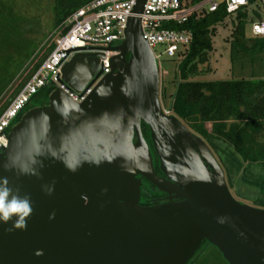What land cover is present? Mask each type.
I'll return each mask as SVG.
<instances>
[{
    "label": "water",
    "instance_id": "1",
    "mask_svg": "<svg viewBox=\"0 0 264 264\" xmlns=\"http://www.w3.org/2000/svg\"><path fill=\"white\" fill-rule=\"evenodd\" d=\"M136 0L124 38L76 52L45 104L24 111L0 151V191L31 212L0 219V264H186L203 240L229 264H264V208L235 199L205 141L159 99V66ZM148 127L149 140L141 125ZM157 157V159H156ZM156 162L162 175L155 168ZM167 200L151 203L150 186Z\"/></svg>",
    "mask_w": 264,
    "mask_h": 264
},
{
    "label": "trees",
    "instance_id": "2",
    "mask_svg": "<svg viewBox=\"0 0 264 264\" xmlns=\"http://www.w3.org/2000/svg\"><path fill=\"white\" fill-rule=\"evenodd\" d=\"M88 1L90 0H53V26L58 27V33L66 30L67 26H64L66 19ZM250 5H254L255 8H248ZM229 15L225 5H222L215 11L190 15L183 23L167 24L171 28L190 30L192 38L188 47L178 52L177 55L180 57L173 58L179 62L175 70L174 90L170 94V102L166 109L193 133L200 136L210 149L214 150L212 140H220L232 147L244 161L260 163L264 166V75L240 77V79H190V75L196 74L204 64H207L209 53L213 49L212 37L216 33V25ZM261 15H264V12L257 11L255 0H251L247 6L235 12L232 35L243 37L246 24L261 19ZM54 40L55 37L45 48L43 56L32 64L24 79L17 84L18 89L25 83V78L31 76L52 50ZM9 79V75L0 78V92L5 89ZM52 90V86L40 88L27 103L30 104L29 108L47 103ZM6 106L7 103L0 106V113ZM22 113L17 116L15 122L20 119ZM141 128L144 136L149 140L148 127L142 123ZM214 153L216 155L215 150ZM216 156L228 186L226 169ZM155 170L161 173L157 162ZM261 185L264 195V177ZM141 194L144 198H152V201L157 203V198L164 193L153 191L149 186L144 185ZM254 204L264 208V201ZM207 249L214 250L213 252L222 260L220 264H229L217 247L207 240H203L186 264H208Z\"/></svg>",
    "mask_w": 264,
    "mask_h": 264
},
{
    "label": "rangeland",
    "instance_id": "3",
    "mask_svg": "<svg viewBox=\"0 0 264 264\" xmlns=\"http://www.w3.org/2000/svg\"><path fill=\"white\" fill-rule=\"evenodd\" d=\"M255 4L257 11L263 13L264 0H255ZM253 6L248 8H255ZM52 7L53 0H0V78L7 75L10 78L5 89L0 92V106L10 103L19 90L17 84L24 79L32 64L43 56L49 42L57 36L58 27L53 26ZM234 19L235 13L216 25L208 62L199 72L190 75V79L264 75V36H253L249 23L246 24L243 37L233 36ZM154 49L156 53L161 52L160 45ZM160 59V70L168 72L160 77L159 86L160 103L166 109L174 90L175 70L179 60L169 59L165 54H161ZM29 77L25 78V82ZM211 144L217 155L211 149L214 156L220 159L226 169L232 196L253 206L255 202H263L261 181L264 166L244 161L232 147L220 140H212ZM213 251L207 249L208 264H220L222 260Z\"/></svg>",
    "mask_w": 264,
    "mask_h": 264
},
{
    "label": "built area",
    "instance_id": "4",
    "mask_svg": "<svg viewBox=\"0 0 264 264\" xmlns=\"http://www.w3.org/2000/svg\"><path fill=\"white\" fill-rule=\"evenodd\" d=\"M251 0H145L139 14L143 39L153 50L158 66L160 55L169 59L179 58L192 38L187 29L168 27V23H183L190 15L215 11L222 5L232 15L247 6ZM136 0H90L74 11L64 22L65 31L55 37V44L29 79L18 90L14 98L0 113V151L7 145L8 132L15 119L23 112L31 96L44 86L58 87L71 100L81 102L105 73L110 72L109 60L115 52L106 49L124 38L128 18L133 14ZM253 36H264V18L249 23ZM161 46L156 53L155 47ZM76 52H102V72L95 82L81 91L71 90L60 81L63 64ZM159 68V76L167 74ZM167 110V109H165ZM169 112V110H168Z\"/></svg>",
    "mask_w": 264,
    "mask_h": 264
},
{
    "label": "clouds",
    "instance_id": "5",
    "mask_svg": "<svg viewBox=\"0 0 264 264\" xmlns=\"http://www.w3.org/2000/svg\"><path fill=\"white\" fill-rule=\"evenodd\" d=\"M9 192L7 190L0 191V219L7 222L13 215L19 217L17 226H23L24 218L29 215L31 208L27 200H19L13 196L8 199Z\"/></svg>",
    "mask_w": 264,
    "mask_h": 264
},
{
    "label": "flooded vegetation",
    "instance_id": "6",
    "mask_svg": "<svg viewBox=\"0 0 264 264\" xmlns=\"http://www.w3.org/2000/svg\"><path fill=\"white\" fill-rule=\"evenodd\" d=\"M29 107H30V104H26V105L24 106L23 112L26 111ZM158 174H159V175H162L161 173H158ZM151 186H152V185L150 184L149 188H151L153 191H155V189H153ZM146 199L151 200V203H154V202L152 201V198H146ZM157 199H158V200H156L157 202H163V201H166V200H167V195L164 193L163 195H161V196L158 197Z\"/></svg>",
    "mask_w": 264,
    "mask_h": 264
},
{
    "label": "crops",
    "instance_id": "7",
    "mask_svg": "<svg viewBox=\"0 0 264 264\" xmlns=\"http://www.w3.org/2000/svg\"><path fill=\"white\" fill-rule=\"evenodd\" d=\"M212 79H231V78H212ZM234 79H240V78H234Z\"/></svg>",
    "mask_w": 264,
    "mask_h": 264
}]
</instances>
